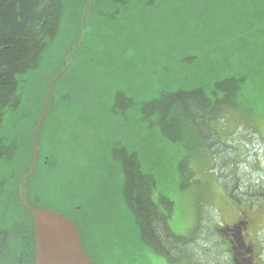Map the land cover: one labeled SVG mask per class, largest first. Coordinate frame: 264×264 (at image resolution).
<instances>
[{"label": "rangeland", "instance_id": "rangeland-1", "mask_svg": "<svg viewBox=\"0 0 264 264\" xmlns=\"http://www.w3.org/2000/svg\"><path fill=\"white\" fill-rule=\"evenodd\" d=\"M67 5L40 68L19 79L21 106L3 117L0 137L14 156L0 164V206L19 205L30 176L27 200L77 223L96 264H165L125 200L121 155H136L156 180L153 201L165 213L164 201L172 204L175 234L224 225L234 207L219 187L230 173L221 180L209 156L165 138L141 108L163 92L197 88L222 100L214 85L244 78L235 108L210 127L264 169V0H164L121 14L101 13L100 0ZM119 94L135 105L116 107Z\"/></svg>", "mask_w": 264, "mask_h": 264}, {"label": "trees", "instance_id": "trees-1", "mask_svg": "<svg viewBox=\"0 0 264 264\" xmlns=\"http://www.w3.org/2000/svg\"><path fill=\"white\" fill-rule=\"evenodd\" d=\"M62 3L57 0H20L18 10L21 23L18 24L17 18L11 13L12 9L7 10L5 4L0 2V129L6 112L16 111L21 106L19 79L40 68L51 41L59 34L61 15L58 10ZM128 7L137 9L140 5L132 2ZM30 19H34L40 25L33 30L27 28L26 21ZM244 82V78H230L216 83L215 88L226 95L222 100L217 98L214 102L200 88L179 90L175 93L163 92L157 98L144 103L141 112L144 120L156 123L163 136L174 144H184L190 149H196L201 155L209 156L214 170L219 172L222 180L225 174L223 172H229L232 176L239 172L242 164L250 166L249 168L253 167L243 158L245 153L242 149L222 144L219 140L221 138L210 127V124L216 121L220 124L221 116L227 112H223L224 108L227 110L235 108L233 99L241 93ZM114 105L118 108L133 107L135 103L119 94ZM12 153L13 145L6 146L0 137V164L10 161L14 156ZM121 156L125 200L136 216L143 241L155 252L168 251L171 255L174 254L177 258L173 261L182 264L188 258V255L184 256V252L189 255L191 253L182 251L185 248L183 243L185 239L175 234L171 228L172 204L164 201L170 213L162 212L152 198L156 180L142 171L136 155ZM180 170L182 176L185 162L180 163ZM194 232L197 244L195 264H208L211 260L210 251H205L197 242L199 234L204 233L201 223L196 225ZM212 232L215 233L216 229Z\"/></svg>", "mask_w": 264, "mask_h": 264}, {"label": "flooded vegetation", "instance_id": "flooded-vegetation-1", "mask_svg": "<svg viewBox=\"0 0 264 264\" xmlns=\"http://www.w3.org/2000/svg\"><path fill=\"white\" fill-rule=\"evenodd\" d=\"M19 1L0 0L5 4L7 10L8 8L12 9L11 13L17 18L18 24L21 23L18 10ZM57 1L63 2L58 10L59 15H61L58 26L61 30L62 22L68 15V0ZM100 1L101 13L121 14L131 9L128 5L132 2L140 5L137 9L152 10L159 9L160 2L164 0ZM35 7L36 4L34 3L33 8L35 9ZM26 24L27 28H31V30L40 25L34 19L27 20ZM56 38L55 36L51 43ZM254 163L255 165L251 168H240L238 173L236 172L231 176L230 183L224 181L225 183L219 187L220 192L226 195L233 204L234 210L233 212L230 210L224 212L226 218L224 225H219L220 228L215 226L214 228L203 229L204 233L199 234L197 238L199 245L211 253V260L208 264H264V169L260 166L259 158H256ZM19 202V205L15 203V206L9 208L6 204L0 206V264H34L35 262L34 218L21 201ZM29 204L32 208L41 207L40 199L37 197ZM54 210L61 212L58 209ZM204 217L206 219V216ZM75 224L77 226V223ZM214 229H216L215 233L212 232ZM194 233L192 231L187 236L179 235L185 239L183 242L185 248L182 251L191 253L189 255L184 252V256L188 255V258L182 264L196 263L197 244ZM145 244L156 256L163 257L167 261L165 264H180L173 261L177 258L174 254L171 255L168 251L155 252L151 246Z\"/></svg>", "mask_w": 264, "mask_h": 264}, {"label": "water", "instance_id": "water-1", "mask_svg": "<svg viewBox=\"0 0 264 264\" xmlns=\"http://www.w3.org/2000/svg\"><path fill=\"white\" fill-rule=\"evenodd\" d=\"M37 154L36 152L34 155V161ZM29 177L22 179L19 195L22 205L34 218V264H96L93 257L85 251L82 233L70 218L54 209L30 206L24 187Z\"/></svg>", "mask_w": 264, "mask_h": 264}]
</instances>
